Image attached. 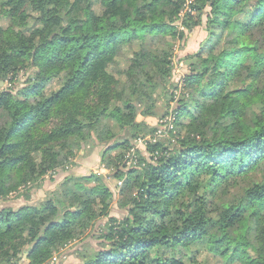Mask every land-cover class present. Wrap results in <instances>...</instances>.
<instances>
[{
  "label": "trees",
  "instance_id": "1",
  "mask_svg": "<svg viewBox=\"0 0 264 264\" xmlns=\"http://www.w3.org/2000/svg\"><path fill=\"white\" fill-rule=\"evenodd\" d=\"M1 21V80L28 78L0 88V264H43L90 226L106 247L82 264H264V0H0ZM203 25L176 99L175 43ZM124 43L138 74L108 70ZM158 90L167 144L146 124ZM190 111L211 134L180 129ZM97 146L109 172L74 174ZM53 171L45 198L6 204Z\"/></svg>",
  "mask_w": 264,
  "mask_h": 264
},
{
  "label": "rangeland",
  "instance_id": "2",
  "mask_svg": "<svg viewBox=\"0 0 264 264\" xmlns=\"http://www.w3.org/2000/svg\"><path fill=\"white\" fill-rule=\"evenodd\" d=\"M0 24H4V22H0ZM180 26V25H179ZM183 29V28H182ZM187 37L184 40L176 41L175 43V54L173 59L172 70L174 72V80L176 83H182V74H186L188 68L190 67V61H194L189 59V56L194 55L201 49L203 43L207 38V32L205 31V26H200L196 28L193 32H186ZM260 31L255 32V37L258 38L260 35ZM187 58V59H186ZM108 70L112 74H121L123 72L138 74L139 72V58L137 56V51L132 46L124 43L121 47L117 58L114 62L109 66ZM28 75L26 73L19 76L16 84H12L10 79L1 80L0 77V88H21L25 81L27 80ZM2 83V84H1ZM165 83V82H164ZM162 90H158L155 99L159 100L160 94ZM157 115L155 118L146 119V124L152 130L156 131V134H150V137H155L157 140H161L165 144L169 141V124L164 122L165 116V108L161 101L159 100L157 103L156 109ZM182 119L180 120L179 127L192 129L195 132H199L203 129L204 125L208 126L206 130L210 133V124L211 121L207 118H202L201 120H193L192 111L190 113H182ZM139 120H144L143 117H140ZM178 127V128H179ZM157 133L161 138H158ZM96 135V134H95ZM136 148H140L144 152V156H150L151 154L148 152L145 142H140L139 140L136 143ZM102 147H95L90 150V155L87 158H81L80 154L75 159V163L77 164L76 175L78 176H89L91 174L103 175L109 172L108 166L100 163L99 153L101 152ZM132 149V150H134ZM131 150V152H132ZM130 152V154H131ZM119 152H112V155L115 156ZM65 177V173L60 174L59 172L53 171L48 173L45 177H43L39 182L34 185L32 184L27 189H21L18 193L12 195L10 200L6 202V204H15L19 206L24 202V196L30 194L33 201H37L39 199H43L46 197L47 193L55 190L59 183L63 181ZM109 183L111 184L114 192L116 201L113 205V211L110 213V216L118 217L120 214L118 198L119 191L121 190L124 180H113L109 179ZM121 184V185H120ZM93 185V184H92ZM30 191V192H28ZM3 202H0V206H3ZM119 212V213H118ZM120 216V215H119ZM100 224L106 223L107 219L100 220ZM99 222H96L99 223ZM98 225V224H97ZM101 226V225H100ZM102 230V226L99 228H95L94 226H90L83 234H79L72 241H69L63 246L58 247V249L54 252L52 257L46 260L43 264H82L85 257L95 255L99 250L106 247L105 240L102 238L103 234H99ZM27 256H23L16 264H30V261L27 259ZM55 260V261H54ZM210 264H214V261H210Z\"/></svg>",
  "mask_w": 264,
  "mask_h": 264
},
{
  "label": "built area",
  "instance_id": "3",
  "mask_svg": "<svg viewBox=\"0 0 264 264\" xmlns=\"http://www.w3.org/2000/svg\"><path fill=\"white\" fill-rule=\"evenodd\" d=\"M189 70H190V67L188 68V71H189ZM188 71H187V73H188ZM187 73H186V74H182V83H179V89H178V90L175 89V90L173 91V93H174L176 99L179 98L182 89H184V87H185L184 77L187 76ZM175 116H176V115H170V116L166 117V120H164V122H166V123L169 124V126H170L169 130H170V129H173V122H175V120H176V117H175ZM157 136L160 137L159 134H157ZM160 138H161V137H160ZM140 142H145V140H141ZM128 158H129V159H128V167H130V166L135 165V164L138 163V160H137V158H136V156H135V150H132V152H131V154L129 155ZM120 185H121V184H120ZM54 261H55V260H54Z\"/></svg>",
  "mask_w": 264,
  "mask_h": 264
},
{
  "label": "water",
  "instance_id": "4",
  "mask_svg": "<svg viewBox=\"0 0 264 264\" xmlns=\"http://www.w3.org/2000/svg\"><path fill=\"white\" fill-rule=\"evenodd\" d=\"M1 84H2V83H1ZM27 255H28V253L25 254V256H27Z\"/></svg>",
  "mask_w": 264,
  "mask_h": 264
}]
</instances>
